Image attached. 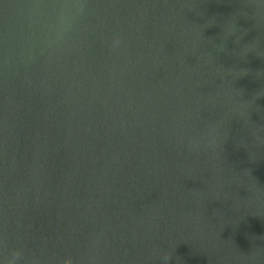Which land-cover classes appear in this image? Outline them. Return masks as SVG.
<instances>
[{
	"label": "water",
	"instance_id": "1",
	"mask_svg": "<svg viewBox=\"0 0 264 264\" xmlns=\"http://www.w3.org/2000/svg\"><path fill=\"white\" fill-rule=\"evenodd\" d=\"M0 264H264V0H0Z\"/></svg>",
	"mask_w": 264,
	"mask_h": 264
}]
</instances>
